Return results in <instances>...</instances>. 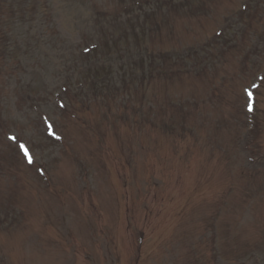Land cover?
Returning <instances> with one entry per match:
<instances>
[{
	"label": "rangeland",
	"instance_id": "rangeland-1",
	"mask_svg": "<svg viewBox=\"0 0 264 264\" xmlns=\"http://www.w3.org/2000/svg\"><path fill=\"white\" fill-rule=\"evenodd\" d=\"M125 1L0 0V264H264V0Z\"/></svg>",
	"mask_w": 264,
	"mask_h": 264
},
{
	"label": "trees",
	"instance_id": "trees-1",
	"mask_svg": "<svg viewBox=\"0 0 264 264\" xmlns=\"http://www.w3.org/2000/svg\"><path fill=\"white\" fill-rule=\"evenodd\" d=\"M129 1H130V0H129ZM129 1H125V3L127 4ZM126 4H125V5H126ZM4 26H5L6 30L4 29L3 32L0 33V45H1V44H2V45H7V43H8V44H12V43H11V40H12V38L14 37V35H13L10 31H8V30H10L14 25H13L12 22H10V20H8L7 22L4 23ZM141 26L144 27L145 24L143 23V24H141ZM129 35H130L129 33H126L124 39H126L127 37H129ZM108 42H109V40H108ZM129 45H130V44H129ZM109 46H110V44H108L107 47H106L105 49H108ZM140 46H141V45H140ZM101 48H102V46H100L99 49H97V50H100ZM13 49H15V48H13ZM8 53H9V49H8L7 51L5 50V51H3V52H0V61H1V60L3 61L2 66H4L3 68H6L5 71H9V72L11 71V72L14 73V69H15V68H10V67L15 66V64H16L17 62H15V61H13V62L8 61V57H9V56H8ZM96 55H98V51H96L95 56H96ZM16 56H17V55H16ZM94 59H95V58H94ZM7 67H8V68H7ZM105 70H106V68L103 67L102 72H104ZM9 72H8V73H9ZM108 74L111 75V74H113V73H112V72H111V73L109 72ZM104 77H105V76H104V75L102 76V74H97V78H98V80H99V79H102V78H104ZM88 81H90V78H89V77H86V78H85V83L88 82ZM103 94H107V92L104 91ZM123 94L129 96V95H130V90L127 89V88H125Z\"/></svg>",
	"mask_w": 264,
	"mask_h": 264
},
{
	"label": "snow or ice",
	"instance_id": "snow-or-ice-1",
	"mask_svg": "<svg viewBox=\"0 0 264 264\" xmlns=\"http://www.w3.org/2000/svg\"><path fill=\"white\" fill-rule=\"evenodd\" d=\"M13 139H15V138H13ZM25 151L27 152V149H25Z\"/></svg>",
	"mask_w": 264,
	"mask_h": 264
}]
</instances>
